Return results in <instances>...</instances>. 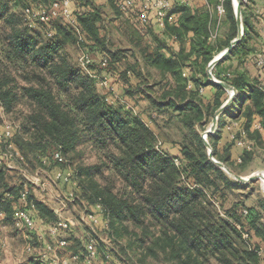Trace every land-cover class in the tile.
<instances>
[{
    "label": "trees",
    "instance_id": "obj_1",
    "mask_svg": "<svg viewBox=\"0 0 264 264\" xmlns=\"http://www.w3.org/2000/svg\"><path fill=\"white\" fill-rule=\"evenodd\" d=\"M35 1L37 0H15L18 5L20 2L24 4L22 11L24 15L20 16L21 19L17 18L18 20L9 19L8 15L13 14H8L7 4L0 2V18L5 19L6 26H10L5 38L0 39V46L6 59L13 65L23 69L27 66L37 71V74L42 73L41 75H46L45 77L48 75L54 80L53 89L45 85L22 88L23 95L38 109L39 114L33 117V124L37 128L41 127L43 137L41 141L46 146H56L64 152L81 138L87 139L104 159H109L108 165L115 169L130 187L134 197L117 198L108 193L99 198L104 201L103 206L106 215L110 217L111 226L121 219L142 223L149 217L154 225L161 228L165 236L167 243L163 244V249H168L169 259L176 260L179 264H264V252H260L263 249L261 243L255 242V246H258L250 250L248 242L245 243L243 240V231L237 227V224L243 229L250 226L251 230L247 231L248 238L256 236L261 238L263 243L264 226L259 227L260 219L254 216V211L242 210L240 205H236L230 211H226V216L219 212L215 204L217 202L219 207L223 208L225 197L221 194L222 186L235 181L211 161L207 156L208 150L207 153L200 155L184 145L180 155H172L162 146L158 147L155 131L142 118L128 115L129 112L110 102L109 95L98 89L99 80L96 75L71 66L65 58L64 46L73 39V28L77 27L84 39L82 40L89 43V51L99 52L101 65L108 55L116 59V62L122 59V51L110 48L107 32L102 34L106 18L101 5L95 4L92 0H72L71 9L75 23L58 18L56 20L62 19L66 24L55 20V25V22H50L49 24H53L48 32L50 38L42 39L32 35L31 28H34V24L24 13L28 6L41 5ZM210 1L216 3L215 0ZM218 2L225 11L223 20L225 27L227 25V31L224 36H216L215 39L209 40L216 28L218 21L216 16L211 17L208 11L192 10L188 6H182L179 25L168 26L165 31L167 35L176 37L181 49L175 56L167 57L161 52L163 42L153 34L152 24L140 22L136 12L125 15L119 7V0H108L110 8L117 9L113 10L115 16L129 20L125 23L126 27L132 29L134 34L129 37L125 29L124 35L127 34L132 46L139 50L147 64L156 66L163 73L169 72L175 80V85L164 94L167 98L171 96L167 103H161L153 97L152 92L155 90L153 86L149 89L140 87L141 91L151 99L153 105L158 107L172 105L178 112L180 121L185 122L188 127L196 123L202 124L207 115L214 114L220 108L223 97L227 95V91L209 80L206 73L207 65L214 56L226 49L238 35L233 0ZM51 3L52 0L49 6ZM250 3L252 4V0L241 1L243 38L213 69L215 78L231 85L238 93L233 104L220 115L222 122H219L222 127L225 116L238 120L235 130L226 128L232 141L223 147L226 154L219 155L215 148L213 154L228 167L236 165V162L231 160V149L242 140V134L253 142L252 147L264 148L262 134L253 126L257 122L256 115L260 117L258 122H261L264 128V65H256L260 42L256 38L259 34L254 33V14L249 7ZM148 35L157 44L153 52L149 50V45L143 46L141 38ZM250 38L256 41L251 43ZM186 43L188 49L185 51L188 52L185 53ZM262 48L261 52L264 51L263 45ZM234 54L238 60L236 68L224 67V62L230 60ZM191 57L194 59L190 60ZM189 62L196 73H202L201 77L194 73L191 78L182 75L179 67L182 69L183 65ZM93 63L95 61H92L91 57L88 67L93 66ZM248 65L256 69L255 75H251L247 69ZM120 74L124 84L130 83L128 77L131 75L143 79L137 62L127 65ZM7 80L6 78L0 81V96L9 95ZM189 81L193 82V88H188ZM205 86L215 89L212 100L207 103L201 95V88ZM179 98L186 102H176ZM221 137L220 131L210 134L209 139L212 142L210 145L216 147ZM199 143L202 146L205 144L201 136ZM237 149L239 154L236 153ZM236 150L235 153L240 155L242 163L247 162L252 156L246 145L237 146ZM5 171L0 164V187L4 191L9 189V184L4 182ZM184 177L194 185L183 183ZM22 190L9 189V202L1 195L0 201H4V205L9 204L10 207V203L14 201L15 204L25 191ZM206 190L212 193L210 197ZM21 204L23 211L29 212L34 221L41 218L51 222L56 219L45 204L35 201V206L29 195Z\"/></svg>",
    "mask_w": 264,
    "mask_h": 264
},
{
    "label": "rangeland",
    "instance_id": "obj_2",
    "mask_svg": "<svg viewBox=\"0 0 264 264\" xmlns=\"http://www.w3.org/2000/svg\"><path fill=\"white\" fill-rule=\"evenodd\" d=\"M0 2L7 4L8 14H13V16L8 15L9 19H21L23 3L15 4L14 0H0ZM50 2L51 0L35 1L45 7H49ZM256 4L250 3L249 7L253 13L259 8ZM114 9L117 10L111 7L106 9V12H111L110 10L113 12ZM223 19L224 17L220 24L218 23V28H215L216 31L214 30L217 32L218 29V37L224 36L227 31V25L225 27ZM55 21L66 24V21L62 19ZM5 23V19L0 18V39L5 38L10 30V26H6ZM47 24L44 22L35 23L34 28H31L32 35L49 39L48 32L53 24ZM126 25L123 26L124 29H127ZM110 29L111 31L108 33L109 29L102 28V34L105 31L108 35L110 34L109 46L112 50L122 51L123 57L121 60H117L119 62L108 55L104 61H107L106 65H101L99 52L89 51V43L83 41L81 32L76 27V29L73 28V39L65 44L63 51L69 64L84 72H88V70L93 72L99 80L98 89L103 94L109 95L110 102L129 112V114L126 112L128 115L139 116L155 131L158 147L162 146L172 155H180L184 145L197 154L207 153L208 148L205 144L200 145L199 136L203 140L205 132L212 126L218 109L210 116L206 114L202 124L196 123L188 127L185 122L180 121L178 112L172 105L161 107L153 105L151 99L140 89V87L149 89L153 86L155 88L152 92L153 97L161 103H167L171 96L167 98L164 94L175 85V80L169 74L155 68L145 67V74H142L143 79L131 75L128 77L130 83L124 84L120 73L125 70L127 65L133 64L136 60L135 56L131 54L129 48L132 47V44L126 35L129 34L128 36L132 37L134 32L129 28L127 34L124 35L125 30L123 29V32H116L115 27L112 26ZM256 38L260 39L257 51L261 52L262 45L264 46L263 36L258 35ZM255 41L256 39H251L250 42L254 43ZM185 46L184 51L188 49V44L186 43ZM163 50H165L164 47L161 51L165 52ZM86 52H89L92 61H95L93 66L88 67V64L85 63ZM173 54H177L175 47H171V56ZM237 64L238 60L234 54L230 60L224 62L223 66L236 68ZM179 70L183 75L181 67ZM36 72L27 66L23 69L13 65L6 59L0 46V81L6 80V78L9 81V95L0 96V136H2L0 138V164L6 169L4 182L9 184V189L19 188V190H25H22V194L26 193V197L21 194L15 204L14 201L10 203V207L9 204L4 205V201H0V264H36L37 262L61 264L64 260H67L69 264H86L87 248L90 250V246L97 255L93 264H179L178 261L169 259L168 249H163L167 243L165 236L162 234L161 228L154 225L149 217H146L142 223L121 219L111 226L110 217L106 215L103 206L104 201L102 202L99 198L108 193L117 198L134 196L125 180L108 165L109 159H104V156L90 141L81 138L73 147L66 148L64 152H61L56 146H46L41 141L43 138L41 127L37 128L33 124V117L39 114L38 109L29 98L23 95L22 88L45 85L53 89L54 80H51L48 75L45 77L46 75ZM197 74L199 77L202 76V73L197 72ZM105 80L107 84L101 85ZM193 87V82L189 81L188 88ZM176 102L186 101L179 98L176 99ZM220 115L217 118L214 133L220 130L219 122H222ZM223 122L225 128H228V126L237 124L238 120L225 116ZM232 129L235 130V127ZM241 138L243 145L248 146L251 150L252 156L245 163H242V159L238 162L235 161L236 165L233 164L229 168L242 177L263 174L264 148L262 146L252 147L253 145L246 142L244 134L241 135ZM207 139L209 144L212 143L209 136ZM19 147L24 154L21 153ZM223 147L224 145L220 143L216 147L212 145L213 154L214 148L219 155L226 154ZM56 152L61 153L62 162L54 160L53 154ZM234 154H236L235 151ZM215 159L217 158L215 157ZM104 162L107 163L104 164ZM226 174L235 182L223 184L221 194L225 197L224 206L220 208L217 202L215 203L219 212L226 215V211H230L236 205H240L242 210L252 209L254 216L260 219L259 227L263 228L264 181L258 178L238 184L236 182L240 181L229 173L226 172ZM182 182L194 185L185 177ZM9 189L4 191L0 187V195L2 198H7V202H9ZM208 193V197H210L212 193ZM28 195L31 196L33 204L35 201L45 204L54 213L56 219L51 222L41 218L37 219L34 221L33 229L22 222L20 219V214L23 212L21 201ZM59 220H64L69 225L66 229H57L53 233ZM237 225L243 231V240L245 243L248 242L250 250H254L258 246H255L256 242L257 244L261 243L263 249L260 252H264V241L262 243L261 238L256 236L248 238L247 231L251 230L250 226L243 229L242 226ZM75 256H77L76 259Z\"/></svg>",
    "mask_w": 264,
    "mask_h": 264
},
{
    "label": "crops",
    "instance_id": "obj_3",
    "mask_svg": "<svg viewBox=\"0 0 264 264\" xmlns=\"http://www.w3.org/2000/svg\"><path fill=\"white\" fill-rule=\"evenodd\" d=\"M92 1L95 4H97V5H101L100 7L102 8L104 13L107 11L106 9L110 8V6L108 5V0H92ZM215 1H216V3H212L210 0H171V4H172L171 10L172 11L170 12V14L168 16L166 24L163 27L159 26V25H153V32H154L153 34H155L159 38V40L163 42V46L161 48H163V47L165 48V50H163L165 52H163V53L167 57L171 56V47H175L177 53L181 49L180 44H179L178 40L176 39V37L175 36L171 37L170 35H167L165 31H167L166 27H168V26H178L179 25L180 19H181V15H182V12H181L182 6H188L192 10L208 11L211 14V17L216 16V18L218 19L217 24H216V28H218V26H219L218 23L220 24L222 17L225 16V11L224 12H220L219 9H218V6L221 3H219L218 0H215ZM252 3L253 4L257 3L256 5H257V7H259L258 10H255V13H253L254 14V17H253L254 31L257 32L259 35L263 36V41H264V0H252ZM108 6H109V8H108ZM110 11L111 12H108V13L112 14L113 13L112 10H110ZM108 13L106 12V14H105L106 20L104 22L105 28L109 29L108 33H110V31H111L110 26L115 27V31L116 32H120V31H122V29L125 30L123 26L129 20H127V19L124 20L125 18H123V17L119 18V17H117L115 15L110 16V14H108ZM241 20H242V25H243V29H244L243 15L242 14H241ZM237 24H238V22H237ZM215 31L212 33V35H211L209 40H213V39L216 38V36L218 34V29H217V32H215ZM109 35H108V39H109ZM141 39L143 41V46H145L146 44L150 46L149 50L151 52H153L156 49V45L157 44L151 38V36L148 35V36H145L144 38H141ZM258 41L260 42V39ZM129 49L131 51V54L134 55L135 58H136V60L133 63H136V62L138 63V70H141V72L143 74H145L144 73V68L145 67L155 68V69L159 70L160 72H163L162 70H160L156 66L147 64V61L141 55V53L139 52L138 49L134 48L133 46L130 47ZM166 49H167V51H166ZM114 51H116V50H114ZM175 55L176 54H173L172 56H175ZM193 59H194V57L190 58V60H193ZM208 65H207V68H206V73H207V77L209 78V76H208ZM184 67H183L184 69L182 68L184 77L191 78L193 76V73L198 76V74L195 72V69L190 65V62L186 63V65ZM247 69H249V72L251 73L252 76L255 75L256 69H254L252 66H249V65L247 66ZM212 72H213V70H212ZM87 73L93 74V72H90V70H88ZM165 74H169L171 76V74L169 72H167ZM171 78H172V76H171ZM226 91H227V95L225 97H223V103L229 98V91L228 90H226ZM214 93H215V89L213 87H211V86H205V87L201 88V95H202L203 100H204L205 103L210 102L212 100V98L214 96ZM255 117H257L256 118L257 122L260 121V117L259 116L255 115ZM242 120L243 119L241 118L240 121H242ZM257 122L254 123V125H253L254 128H255V124ZM236 127L237 126H235V129H236ZM219 131H220V134L222 136L221 140H220V144L225 145L228 141H230V142L232 141L231 138L229 137L230 133L225 128L224 125L222 127H220ZM258 131L262 134V137L264 139V128H261ZM246 142L251 144V145L253 143L249 139H246ZM243 144L244 143L241 140V141L238 142L237 145H235L234 148H232L233 150L231 149V151H232L231 160H234L236 162L241 161L240 155H238L239 151H238V149L236 150V147L237 146H239V147L241 146L242 147ZM235 150H236V153H238V154H234Z\"/></svg>",
    "mask_w": 264,
    "mask_h": 264
},
{
    "label": "built area",
    "instance_id": "obj_4",
    "mask_svg": "<svg viewBox=\"0 0 264 264\" xmlns=\"http://www.w3.org/2000/svg\"><path fill=\"white\" fill-rule=\"evenodd\" d=\"M238 1L240 2V5L241 1L248 2V0H233L234 8L236 7ZM71 4L72 0H52V3L49 7H45L42 5L28 6L24 9V13L28 20L32 22V24H35V22H44L45 24H49L50 22L58 18H63L68 22L74 24L75 18L73 16ZM119 7L127 16L136 12L137 18L142 23L152 24V26L159 25L163 27L166 24L168 16L171 12L172 4L171 0H119ZM218 9L220 12H224L222 4L218 6ZM84 60L86 64H89L91 62V56L89 54H86L84 56ZM105 64L106 62H103V65ZM256 65H264V51L257 54ZM106 84L107 81L105 80L101 85ZM236 125L237 124H235L234 126H228L227 129L232 130V128ZM262 126L263 125L261 122H257L255 124L256 129H261ZM0 138H2V136H0ZM53 158L57 162L63 161L60 152L54 153ZM22 196L26 197V193H23ZM20 219L31 229L34 228V220L28 212H21ZM68 225V222L59 220V222H57L56 226L53 229V233H55L57 229H66ZM87 251L88 254L86 256V264H93L97 257V255L95 254V250L92 249V246H90V250L89 248H87ZM76 257L77 256H75L74 258L76 259ZM61 264L69 263L67 260H64L63 262H61Z\"/></svg>",
    "mask_w": 264,
    "mask_h": 264
},
{
    "label": "water",
    "instance_id": "obj_5",
    "mask_svg": "<svg viewBox=\"0 0 264 264\" xmlns=\"http://www.w3.org/2000/svg\"><path fill=\"white\" fill-rule=\"evenodd\" d=\"M235 14H236L237 22H238V36L231 41L230 45L226 49H224L217 56H215L212 59V61L209 63V65H208V76H209V79L214 84H218V85L222 86L223 88H225L226 90H228L229 93H230V97L216 111L215 117L213 119L212 126L210 127L209 130H207L205 132L206 135L203 136V140H204V143H205L206 147L208 148L209 158L217 166H219L221 169L225 170L227 173L232 175L235 179H237L240 182L254 181V180L258 179V178L264 181V174H258V175L251 174L248 177H242V176L236 174L231 168L226 166L224 163H222L221 161H218L217 159H215V157L213 155V151L211 149V145L209 144V141L207 139L208 136L210 134H213L215 129H216L218 116L233 102L235 96L237 95V91L235 90L234 87H232L231 85L227 84L226 82L220 81L217 78H215V76H214V74L212 72V70L216 66V64L219 63L221 60H223L226 56H228L230 54V52L232 51V49L241 41V39L243 37L244 29H243L242 20H241V5H240L239 1H238V3L236 4V7H235Z\"/></svg>",
    "mask_w": 264,
    "mask_h": 264
},
{
    "label": "bare ground",
    "instance_id": "obj_6",
    "mask_svg": "<svg viewBox=\"0 0 264 264\" xmlns=\"http://www.w3.org/2000/svg\"><path fill=\"white\" fill-rule=\"evenodd\" d=\"M263 174H264V172H263Z\"/></svg>",
    "mask_w": 264,
    "mask_h": 264
}]
</instances>
